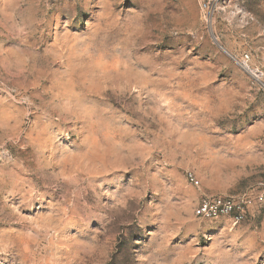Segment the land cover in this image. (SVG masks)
I'll list each match as a JSON object with an SVG mask.
<instances>
[{"label":"rangeland","instance_id":"obj_1","mask_svg":"<svg viewBox=\"0 0 264 264\" xmlns=\"http://www.w3.org/2000/svg\"><path fill=\"white\" fill-rule=\"evenodd\" d=\"M262 189L264 0H0V264H264Z\"/></svg>","mask_w":264,"mask_h":264},{"label":"built area","instance_id":"obj_2","mask_svg":"<svg viewBox=\"0 0 264 264\" xmlns=\"http://www.w3.org/2000/svg\"><path fill=\"white\" fill-rule=\"evenodd\" d=\"M186 179L193 185H198L199 180L192 172L186 173ZM264 202V189L254 195L242 193L226 197H202L194 208V214L198 217L215 219L227 216L233 224L245 219L249 208L254 203Z\"/></svg>","mask_w":264,"mask_h":264},{"label":"snow or ice","instance_id":"obj_3","mask_svg":"<svg viewBox=\"0 0 264 264\" xmlns=\"http://www.w3.org/2000/svg\"><path fill=\"white\" fill-rule=\"evenodd\" d=\"M247 119V118H246ZM251 121L249 120V123H250Z\"/></svg>","mask_w":264,"mask_h":264}]
</instances>
